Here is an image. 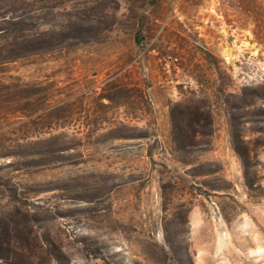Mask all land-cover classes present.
Listing matches in <instances>:
<instances>
[{"label": "rangeland", "instance_id": "rangeland-1", "mask_svg": "<svg viewBox=\"0 0 264 264\" xmlns=\"http://www.w3.org/2000/svg\"><path fill=\"white\" fill-rule=\"evenodd\" d=\"M0 264H264V0H0Z\"/></svg>", "mask_w": 264, "mask_h": 264}, {"label": "trees", "instance_id": "trees-1", "mask_svg": "<svg viewBox=\"0 0 264 264\" xmlns=\"http://www.w3.org/2000/svg\"><path fill=\"white\" fill-rule=\"evenodd\" d=\"M248 16H249V15H245L246 18H247ZM136 40H137L136 42H138V39H137V38H136Z\"/></svg>", "mask_w": 264, "mask_h": 264}]
</instances>
